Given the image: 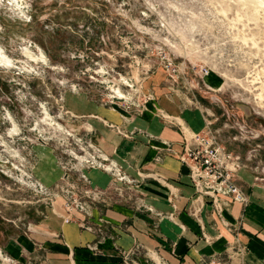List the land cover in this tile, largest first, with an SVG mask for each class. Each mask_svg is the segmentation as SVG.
I'll return each instance as SVG.
<instances>
[{"label": "rangeland", "instance_id": "1", "mask_svg": "<svg viewBox=\"0 0 264 264\" xmlns=\"http://www.w3.org/2000/svg\"><path fill=\"white\" fill-rule=\"evenodd\" d=\"M0 54V264H54L49 239L64 237L36 233L41 219L104 238L113 203L144 208L132 172L99 140L110 129L137 141L125 126L154 111L192 143L205 125L190 131L156 110L163 92L186 96L239 155V203L244 187L264 202V0H0ZM20 234L34 241L21 258L4 248ZM233 250V264H264V249L256 261Z\"/></svg>", "mask_w": 264, "mask_h": 264}, {"label": "crops", "instance_id": "2", "mask_svg": "<svg viewBox=\"0 0 264 264\" xmlns=\"http://www.w3.org/2000/svg\"><path fill=\"white\" fill-rule=\"evenodd\" d=\"M187 100L186 96L163 92L156 97L154 108L196 132L205 125L204 113L189 107ZM102 115L125 126L116 112ZM125 127L129 132L136 131L137 141L110 129L98 140L132 172L144 208L113 203L102 215L107 221L104 238L76 223L64 224L53 217L41 219L47 230L40 232L38 226L36 233H61L65 243L51 237V244L54 241L57 248L47 251L46 258L54 264H233V249L243 245L249 250V260L256 261L258 250L264 249V202L258 201L263 197L244 187L246 206L232 202L217 211L207 197L198 200L188 167L175 155L183 152L188 139L182 127L168 125L154 111H147ZM244 179L249 183L248 176ZM91 180L99 186L109 183L108 175L97 172ZM33 244L20 234L7 240L4 248L21 258L23 251H32Z\"/></svg>", "mask_w": 264, "mask_h": 264}, {"label": "built area", "instance_id": "3", "mask_svg": "<svg viewBox=\"0 0 264 264\" xmlns=\"http://www.w3.org/2000/svg\"><path fill=\"white\" fill-rule=\"evenodd\" d=\"M215 133L211 122L205 119L202 134H195L192 143H185L179 158L188 167L198 200L207 197L220 211L232 202H244L245 195L234 179V172L239 168V155L225 149Z\"/></svg>", "mask_w": 264, "mask_h": 264}, {"label": "bare ground", "instance_id": "4", "mask_svg": "<svg viewBox=\"0 0 264 264\" xmlns=\"http://www.w3.org/2000/svg\"><path fill=\"white\" fill-rule=\"evenodd\" d=\"M16 5H17V4H16ZM1 52H3V51L1 50ZM3 63L5 64L6 62L4 61V57H3V55L0 54V65H2ZM4 64H3V65H4ZM3 65H2V66H3ZM6 65H7V63H6ZM9 65H10V64H9ZM4 68H5V67H4Z\"/></svg>", "mask_w": 264, "mask_h": 264}]
</instances>
